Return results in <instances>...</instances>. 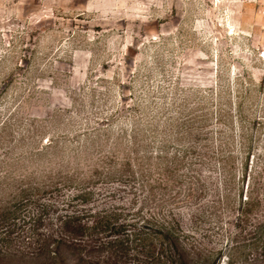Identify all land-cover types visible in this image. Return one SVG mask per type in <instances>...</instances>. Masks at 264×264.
Returning <instances> with one entry per match:
<instances>
[{
    "label": "rangeland",
    "instance_id": "374dc122",
    "mask_svg": "<svg viewBox=\"0 0 264 264\" xmlns=\"http://www.w3.org/2000/svg\"><path fill=\"white\" fill-rule=\"evenodd\" d=\"M72 209L135 225L77 251ZM165 227L264 264V0H0V264H162Z\"/></svg>",
    "mask_w": 264,
    "mask_h": 264
},
{
    "label": "trees",
    "instance_id": "16d2710c",
    "mask_svg": "<svg viewBox=\"0 0 264 264\" xmlns=\"http://www.w3.org/2000/svg\"><path fill=\"white\" fill-rule=\"evenodd\" d=\"M10 211H6L3 215L2 220H8ZM112 214V213H111ZM111 214H104L100 215V213H97L96 217L93 218V220L86 221L85 215H86V209L79 210V209H72L70 211L65 210L64 213L60 214L59 220L61 223V227L63 229L62 235L58 236L59 242H63V244H66L69 247H73L77 251H81L83 249V244L86 242L85 235H93V241L94 238L99 239L101 237V232L106 231V241L109 242L107 246H110L113 248V252L116 250L119 244L123 245V235L122 232H125V229L127 226L135 225L134 223H125V222H118L119 220L116 217H113ZM113 214H118L117 210H114ZM39 220L42 219V217L38 218ZM146 221V220H145ZM137 223V222H136ZM148 223L145 222V224H142V227H138L135 233L137 234V238L140 239L142 235L151 234L148 232ZM13 226L12 224L8 225L9 228ZM12 229L8 230V234H12ZM95 230L93 233L90 230ZM165 233H164V239L161 243V252L158 251V261L162 264L166 263V259L169 258L174 264H188L187 258L183 253V247H181V242L179 241V234L177 233L175 228H167L165 227ZM87 231H89V234H87ZM123 232V233H124ZM155 232H157V229H155ZM55 233V232H54ZM109 237V238H107ZM136 238V239H137ZM126 239V238H124ZM47 240V239H46ZM102 240V239H101ZM45 239L43 240V242ZM106 246V245H105ZM101 246V247H105ZM106 246V247H107ZM150 247H154L151 251L155 253V246L150 245ZM42 248L47 249L50 254L54 257L58 256L62 253V250H60V245L55 247L54 249L49 248L48 245L46 246H39L37 251L41 250ZM34 253H38V252ZM83 258V257H82Z\"/></svg>",
    "mask_w": 264,
    "mask_h": 264
}]
</instances>
